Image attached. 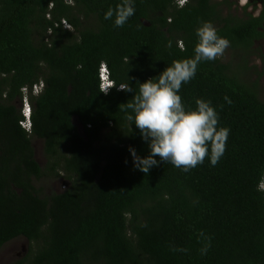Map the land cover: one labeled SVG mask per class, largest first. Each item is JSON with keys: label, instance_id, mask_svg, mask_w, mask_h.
<instances>
[{"label": "trees", "instance_id": "trees-1", "mask_svg": "<svg viewBox=\"0 0 264 264\" xmlns=\"http://www.w3.org/2000/svg\"><path fill=\"white\" fill-rule=\"evenodd\" d=\"M252 1L263 4L258 16L232 13L233 0H135L117 28L104 14L120 0H0V250L31 243L13 264H264V101L240 76L247 60L201 62L180 89L186 106L210 100L230 129L214 167L205 157L188 172L165 162L140 171L129 147L143 157L148 144L121 110L139 83L194 56L204 21L249 53L264 36V0ZM102 63L133 92H101ZM24 87L30 129L17 104ZM34 138L44 141L45 168ZM61 174L71 185L60 193L37 185Z\"/></svg>", "mask_w": 264, "mask_h": 264}, {"label": "clouds", "instance_id": "clouds-1", "mask_svg": "<svg viewBox=\"0 0 264 264\" xmlns=\"http://www.w3.org/2000/svg\"><path fill=\"white\" fill-rule=\"evenodd\" d=\"M249 1L238 0L245 5L244 8H247ZM187 2L188 0H177L179 6H184ZM134 14L135 0H120L115 9L110 7L107 10L104 19L113 20L114 26L121 28ZM253 15L258 16L259 13ZM195 34L198 42L194 47V56L174 60L159 76L139 83L138 94L121 109L125 112V119L139 129L141 139L148 144L149 153L143 157L137 154L135 148L129 147L133 165L144 173H148L160 162L171 163L174 167L188 172L198 164H203L205 157L214 167L225 152L230 129L218 126L219 115L211 101L198 98L195 108H192L182 102L179 93L182 84H187L195 77L198 65L222 56L230 41L218 35L211 21L202 22ZM171 46L169 41L168 47ZM99 78L101 92L105 94L114 87L133 92L129 84H116L106 63L100 66ZM42 88V84L34 85L32 93L38 94ZM22 91L23 100L26 102L22 106L24 118L21 125L30 129L32 108L27 97L29 88L24 87ZM224 99L231 104L227 96ZM27 103L30 105V112L27 111ZM156 157H159V160ZM200 235L204 236V233L201 232ZM206 239L207 243L200 249L202 255L206 254L211 246V238ZM172 251L186 249L173 248Z\"/></svg>", "mask_w": 264, "mask_h": 264}, {"label": "rangeland", "instance_id": "rangeland-1", "mask_svg": "<svg viewBox=\"0 0 264 264\" xmlns=\"http://www.w3.org/2000/svg\"><path fill=\"white\" fill-rule=\"evenodd\" d=\"M234 4L232 5L231 12L241 17L244 16V6L239 3L238 0H233ZM247 12L259 13L262 8V2L258 1L254 3L252 0L249 1V4L246 5ZM68 27H71L69 24ZM264 54V36L258 39L255 44L252 46V49L249 53H245L242 50H232L231 48H226L223 55L221 56L222 60L229 65H240L244 66L245 60H247V65L249 68L244 69L240 72V76L243 80L247 82H257V89L260 98L264 101V64L262 55ZM26 100L18 102V107L21 109ZM32 108V106H31ZM33 110V109H32ZM74 123L78 126L81 131V125L77 118H74ZM33 144L36 149V159L40 165L45 168L47 166V158L44 153V141L42 139L34 138ZM53 176V175H51ZM39 187H42L44 193L51 194L53 192L60 193L67 189L71 182L69 179H66L63 174L56 177H46L37 183ZM41 185V186H40ZM31 248V243L26 238H18L7 244L0 250V264H13L18 258L24 257L28 254Z\"/></svg>", "mask_w": 264, "mask_h": 264}, {"label": "built area", "instance_id": "built-area-1", "mask_svg": "<svg viewBox=\"0 0 264 264\" xmlns=\"http://www.w3.org/2000/svg\"><path fill=\"white\" fill-rule=\"evenodd\" d=\"M26 107H27V111L30 112V105H29V103L26 104Z\"/></svg>", "mask_w": 264, "mask_h": 264}, {"label": "flooded vegetation", "instance_id": "flooded-vegetation-1", "mask_svg": "<svg viewBox=\"0 0 264 264\" xmlns=\"http://www.w3.org/2000/svg\"><path fill=\"white\" fill-rule=\"evenodd\" d=\"M262 9H263V4H262V8H261L260 11H259V15H260ZM257 40H258V39H257ZM257 40H256V41H257ZM256 41H255V42H256Z\"/></svg>", "mask_w": 264, "mask_h": 264}]
</instances>
